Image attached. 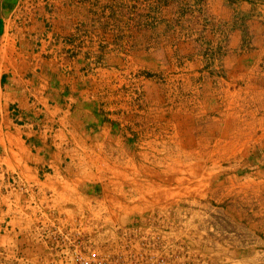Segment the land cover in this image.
Returning a JSON list of instances; mask_svg holds the SVG:
<instances>
[{
  "label": "rangeland",
  "instance_id": "rangeland-1",
  "mask_svg": "<svg viewBox=\"0 0 264 264\" xmlns=\"http://www.w3.org/2000/svg\"><path fill=\"white\" fill-rule=\"evenodd\" d=\"M236 1L231 22L202 7L178 9V0L117 9L121 20L102 10L104 45L119 57L116 84H128L134 118L127 129L119 109V137H99V146L75 135L66 168L51 178L58 207L91 216L108 237L118 227H154L184 244L181 264H264V20H245ZM234 27L243 29L238 37ZM127 50L134 63L126 71ZM240 128L241 145L231 149ZM90 180L76 199L59 189ZM10 186L0 216L19 228L27 223Z\"/></svg>",
  "mask_w": 264,
  "mask_h": 264
},
{
  "label": "crops",
  "instance_id": "crops-1",
  "mask_svg": "<svg viewBox=\"0 0 264 264\" xmlns=\"http://www.w3.org/2000/svg\"><path fill=\"white\" fill-rule=\"evenodd\" d=\"M261 1L237 0L234 5L250 13L245 20H264ZM137 2L142 7L166 4V0H0V215L11 172L55 188L51 178L66 168L75 135L97 146L104 136L119 137L112 127L119 109L122 116L126 114L128 129L129 116L130 122L134 118V98L128 96V84L122 91L116 84L119 57H113L104 45L101 13L108 10L106 19L121 20L117 9L128 12ZM257 6L259 15L251 17ZM195 7L205 9L207 17L234 19L230 0H178V9ZM124 18L129 20L127 15ZM234 32L238 37L243 29L234 27ZM129 57L127 50L126 71L134 63H129ZM206 135L215 133L210 130ZM242 137L243 131L228 147L236 150ZM95 182L71 183L70 190L57 187L68 194L66 198L76 199L77 192L89 194L87 189ZM18 224L22 230L28 225ZM21 241L0 228V248Z\"/></svg>",
  "mask_w": 264,
  "mask_h": 264
},
{
  "label": "built area",
  "instance_id": "built-area-1",
  "mask_svg": "<svg viewBox=\"0 0 264 264\" xmlns=\"http://www.w3.org/2000/svg\"><path fill=\"white\" fill-rule=\"evenodd\" d=\"M8 182L20 193L17 214L28 225L23 232L10 216L0 218L4 232L22 239L0 248V264H181L188 254L184 244L147 225L118 227L119 234L108 237L105 226L94 225L91 216H73L58 207L53 188L19 173Z\"/></svg>",
  "mask_w": 264,
  "mask_h": 264
},
{
  "label": "bare ground",
  "instance_id": "bare-ground-1",
  "mask_svg": "<svg viewBox=\"0 0 264 264\" xmlns=\"http://www.w3.org/2000/svg\"><path fill=\"white\" fill-rule=\"evenodd\" d=\"M242 130V129H241ZM212 132L214 133V131H213V129H212ZM242 132V131H241ZM229 137V134H228V131H223L221 134H219V138L221 139L222 138V140H224V139H226V138H228ZM213 139V136L212 135H209V136H207V138H206V140L208 141V142H210L211 140ZM237 147V146H236Z\"/></svg>",
  "mask_w": 264,
  "mask_h": 264
}]
</instances>
